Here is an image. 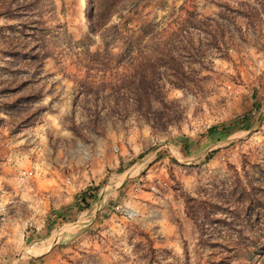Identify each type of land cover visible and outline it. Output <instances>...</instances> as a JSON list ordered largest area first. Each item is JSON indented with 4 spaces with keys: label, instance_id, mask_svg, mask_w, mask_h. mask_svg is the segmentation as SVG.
Masks as SVG:
<instances>
[{
    "label": "rangeland",
    "instance_id": "374dc122",
    "mask_svg": "<svg viewBox=\"0 0 264 264\" xmlns=\"http://www.w3.org/2000/svg\"><path fill=\"white\" fill-rule=\"evenodd\" d=\"M28 4L0 0V264H26L49 246L32 258L41 259L36 264L230 262L229 247L247 227L236 190L248 178L257 185L264 172V0L119 2L109 18L120 29L113 60L88 72L84 47L73 42L91 25L90 0ZM42 14L59 33L55 54L43 61ZM126 25L141 29L140 56L149 36L164 41L181 30L171 45L188 87L164 86L171 109L164 126L120 115L108 92L80 96L77 81H108L122 71ZM92 37L87 50L106 63ZM252 94L261 110L252 109ZM246 114L250 130L235 124ZM213 125L227 132L205 136ZM90 185L101 204L95 215L96 206L79 214L74 195ZM182 194L197 201L202 223L204 215L220 219L203 227L201 239ZM52 209L64 210V220L49 227ZM254 231L258 247L234 257L245 264L264 260L263 227Z\"/></svg>",
    "mask_w": 264,
    "mask_h": 264
},
{
    "label": "trees",
    "instance_id": "16d2710c",
    "mask_svg": "<svg viewBox=\"0 0 264 264\" xmlns=\"http://www.w3.org/2000/svg\"><path fill=\"white\" fill-rule=\"evenodd\" d=\"M126 1L130 0H90L89 11L86 12L84 10V17L91 19V25L86 28V37L82 40H75L73 43L74 46L84 47V56L87 60V72L96 69L97 66L108 67L109 64H111L113 56L109 53V50L111 46L116 47L117 43H120V29L119 23L111 24L109 23V18L113 13V8H115L119 2ZM38 2L39 0H29L27 8L36 9ZM132 8L133 7H130V9ZM45 12L48 13L50 10ZM123 29H125V31L123 33L124 36H122V47H124L126 55H120L118 57V59L123 62L122 71L119 73L118 71H111V78L108 81L94 82L88 80L87 77L77 81L80 96H85L87 98L91 97L93 94L108 92L110 94V99L108 100H110L113 108L120 112V115H127L133 112L137 116L144 117L148 122H150L152 118L156 123L164 126L170 122L167 112L171 110L169 108L170 103L167 102L163 92L164 86L168 84L174 88L188 87V74L184 70L181 60L171 45L174 42L173 39L179 35L178 32L181 30L173 32L172 35L166 37L164 41H156L154 37L149 36L145 43L146 46H148V52L140 56L135 55L137 46L140 43V38L137 36L139 30H141L140 27H128V25H126ZM38 32L41 33L39 37L42 41L43 61L46 58H51L55 54V49L52 46L56 44L59 33L54 31L53 26L49 25L47 19L43 17V14L42 28H40ZM68 36L69 35L64 31L63 37L65 40ZM92 36H98V39L102 42L103 51L107 57L106 63L96 58L99 56L97 52L91 53L87 50L90 39L93 41L95 40V37L93 39ZM162 75L166 77V81H163L161 78ZM251 99L252 109L261 110L262 105L254 94H252ZM235 124H238L246 130H250L254 123H251L250 115L246 114L238 119V121L236 120ZM235 124H230L229 126L235 127ZM223 132H227L223 126L213 125L206 130L205 136L214 137ZM211 155L212 154L207 155L205 159H209ZM141 157L143 156L140 155L139 158ZM258 173L260 174V183L255 185L252 180L248 178V183L240 185V189H235L237 193V202L241 204V211L237 213V216L242 219V225L247 224V227H243L237 231L236 243H233L229 247V250L233 252V255L230 257V262L228 257H221L218 261H213L212 264H245L234 257L239 255L244 249L258 247L259 236H257V233L254 231V226H262L264 230V176L261 175L264 174V172L261 171ZM98 194L99 191L97 187L93 185L87 186L74 195L72 207L75 208L79 214L84 211H89L96 206ZM182 195L184 197L187 215L193 221L197 230L200 231L201 239L204 230L203 227L207 223H219L220 219L204 215L207 222L202 223L201 218L198 216L192 204L193 202L197 203V201L187 195ZM198 205L199 204H196V206ZM199 209H201V206ZM63 211L62 209L50 210L44 219L47 226H54L56 222L63 221ZM260 223L262 224L260 225ZM49 232L50 230L47 229L42 237L50 234ZM38 261H41V259L31 258L26 264H36ZM261 264H264V260Z\"/></svg>",
    "mask_w": 264,
    "mask_h": 264
},
{
    "label": "crops",
    "instance_id": "0c3cea01",
    "mask_svg": "<svg viewBox=\"0 0 264 264\" xmlns=\"http://www.w3.org/2000/svg\"><path fill=\"white\" fill-rule=\"evenodd\" d=\"M42 236H43V234H42ZM58 239H60V237L58 238ZM40 243H42V248L44 247V240H42V242H40ZM39 248H41V247H39ZM45 248V247H44ZM50 246L49 247H47L46 249H43L44 251H41V253L40 254H38V255H36V256H32L31 258H41L42 259V256L43 255H45V254H47L48 252H50Z\"/></svg>",
    "mask_w": 264,
    "mask_h": 264
},
{
    "label": "water",
    "instance_id": "95a60500",
    "mask_svg": "<svg viewBox=\"0 0 264 264\" xmlns=\"http://www.w3.org/2000/svg\"><path fill=\"white\" fill-rule=\"evenodd\" d=\"M101 198H102V195H100L99 198H98V200H97V205H96V209H95L94 215L96 214V212H97L98 209H99V206H100V204H101ZM80 219H82V218H80ZM69 227H72V225L67 226V228H69ZM18 261H19V260H18Z\"/></svg>",
    "mask_w": 264,
    "mask_h": 264
},
{
    "label": "built area",
    "instance_id": "2783aa9c",
    "mask_svg": "<svg viewBox=\"0 0 264 264\" xmlns=\"http://www.w3.org/2000/svg\"><path fill=\"white\" fill-rule=\"evenodd\" d=\"M21 175H22L21 180L27 178V175L25 173H22ZM116 210H118V207H116Z\"/></svg>",
    "mask_w": 264,
    "mask_h": 264
}]
</instances>
